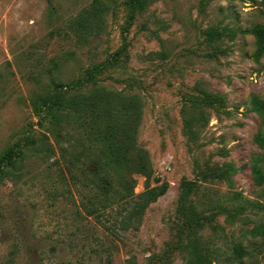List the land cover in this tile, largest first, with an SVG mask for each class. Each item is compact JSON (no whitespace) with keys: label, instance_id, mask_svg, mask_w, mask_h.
Listing matches in <instances>:
<instances>
[{"label":"rangeland","instance_id":"1","mask_svg":"<svg viewBox=\"0 0 264 264\" xmlns=\"http://www.w3.org/2000/svg\"><path fill=\"white\" fill-rule=\"evenodd\" d=\"M91 1L0 0V153H19L0 178V264H264L262 0H103V31L79 42L69 22ZM52 80L140 105L136 144L166 191L132 225L87 213L108 154L89 116L57 134L33 113Z\"/></svg>","mask_w":264,"mask_h":264},{"label":"trees","instance_id":"2","mask_svg":"<svg viewBox=\"0 0 264 264\" xmlns=\"http://www.w3.org/2000/svg\"><path fill=\"white\" fill-rule=\"evenodd\" d=\"M262 6L264 15V0ZM106 12L107 5L103 0H92L87 8L69 22L68 28L77 41L83 42L89 36L103 31ZM251 33L257 45H264V23L255 26ZM102 67L103 64H96L88 69L85 81H92V76ZM51 83L56 92L53 95L35 97L31 102L33 113L43 120L47 119L51 131L57 134L61 116L65 113L70 115L75 112L89 116L92 122L89 127L95 143L101 151L108 154L107 159L96 161L91 168L90 172L96 179L97 195L89 203L87 213L95 216L101 224L112 221V228L116 225H132V222L138 221L146 207L166 191V185H149L153 173L151 163L147 152L136 144L135 132L140 119V105L134 101V97L127 99L120 93L110 94L100 89L87 93L78 92L81 83L53 80ZM99 125H103L104 129L100 130ZM35 142L34 138L28 141L30 144ZM18 156L14 146H9L0 153V178L7 176L9 169L17 165ZM134 174L144 176L146 180L145 189L139 194L134 193ZM99 194L101 198L98 197ZM233 251L237 258L244 255L240 244H236ZM202 259L199 264H204Z\"/></svg>","mask_w":264,"mask_h":264}]
</instances>
